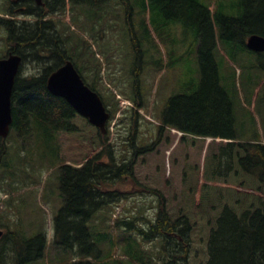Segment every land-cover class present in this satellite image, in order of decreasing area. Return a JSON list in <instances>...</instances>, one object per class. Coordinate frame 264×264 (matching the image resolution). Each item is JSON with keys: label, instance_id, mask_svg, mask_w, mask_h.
<instances>
[{"label": "trees", "instance_id": "16d2710c", "mask_svg": "<svg viewBox=\"0 0 264 264\" xmlns=\"http://www.w3.org/2000/svg\"><path fill=\"white\" fill-rule=\"evenodd\" d=\"M108 1L42 0V5H37L33 0H22L19 4L8 2L0 10L6 53L18 54L22 65L35 64L42 69L41 73H19L15 78L11 96L14 132L27 146L53 142L63 134L76 152L71 154L68 148L70 155L61 156L57 148L62 164L58 178L63 205L54 220L55 245L82 258L97 256L88 222L103 207L129 197V192L114 184L119 180L136 182L137 156L152 153L167 128L181 132L175 142L164 144L163 152L169 164L171 158L181 157L177 206L170 209L160 191L144 188L158 197V208L154 220L138 230L143 243L159 239V251L167 257L163 264H264V144L257 137L238 138L232 102L220 84L214 57L220 42L245 47L249 36L264 37V0H238L237 17L223 15L217 5L211 11L199 0H149L166 19L182 22L193 30L198 41L199 82L191 94L168 99L155 142L148 147L133 146L131 159L121 163L109 144L110 122L107 133L102 134L46 88L48 75L66 59L74 60L76 54L69 53L67 40L55 22L45 17L69 5L96 8ZM120 1L129 9L128 0ZM17 15L31 20H16ZM135 88L133 102L140 108L142 101ZM108 111L114 118L117 111ZM188 137L211 139L200 161L186 160L182 141ZM156 156L158 162L160 151ZM68 158L70 163L66 164ZM115 224L124 228L132 227L133 222L117 220ZM14 237L12 241L17 245L10 264H28L42 257L45 236L30 240ZM138 254L133 255L136 263L147 264L141 247ZM76 264L94 263L82 260Z\"/></svg>", "mask_w": 264, "mask_h": 264}, {"label": "rangeland", "instance_id": "374dc122", "mask_svg": "<svg viewBox=\"0 0 264 264\" xmlns=\"http://www.w3.org/2000/svg\"><path fill=\"white\" fill-rule=\"evenodd\" d=\"M10 1L0 0V10ZM199 1L210 6L211 11L217 5L220 13L229 17L240 14L238 0ZM128 5L129 9L120 0H109L96 8L69 5L47 18L55 22L67 40L69 53L76 54L73 63L84 82L99 94L107 110L117 111L110 121L109 142L120 163L133 156L129 137H134L133 146L137 148L155 142L168 99L176 94H191L197 89L200 76L198 41L193 30L182 22L166 19L149 0H128ZM15 19L31 20L21 15ZM4 34L0 29V58L6 55ZM214 57L220 84L232 102L238 138L264 140V52L220 42ZM38 72L42 69L35 64H23V76ZM135 86L141 109L133 102ZM167 130H163L152 153L137 156L136 182L119 180L114 184L113 187L129 192V197L103 207L88 222L98 251L97 256L88 259L90 262L138 264L133 255H139L140 247L146 253L143 261L147 264L166 261V254L159 251V239L143 243L138 230L154 220L158 208V197L144 188L160 191L170 209L177 206L182 162L179 156L171 158L169 164L164 157V144L177 139L175 133ZM209 142L189 137L182 141L186 160L200 161ZM6 145L8 158L0 167V213L4 208L10 232L27 239L38 235L46 239L42 257L28 264H76L83 260L74 251L56 246L53 240L54 220L63 205L57 148L61 156L70 155L68 148L71 154L76 152L63 134H58L53 142H34L31 146L23 142L22 136L17 141L12 136ZM159 151L162 157L157 162ZM117 220L132 221L133 225L119 228ZM12 239L4 240L7 248L0 253V264L13 260Z\"/></svg>", "mask_w": 264, "mask_h": 264}, {"label": "water", "instance_id": "95a60500", "mask_svg": "<svg viewBox=\"0 0 264 264\" xmlns=\"http://www.w3.org/2000/svg\"><path fill=\"white\" fill-rule=\"evenodd\" d=\"M38 5L41 0H34ZM247 49L254 52H264V37L251 35L246 41ZM21 64V57L16 54H8L0 59V137L5 138L13 124V112L11 96L15 78ZM48 92L64 100L79 115L88 121L101 133H106V121L109 114L100 97L87 87L71 61L52 72L46 82Z\"/></svg>", "mask_w": 264, "mask_h": 264}, {"label": "flooded vegetation", "instance_id": "af4514ba", "mask_svg": "<svg viewBox=\"0 0 264 264\" xmlns=\"http://www.w3.org/2000/svg\"><path fill=\"white\" fill-rule=\"evenodd\" d=\"M5 154H6L5 141H0V167L3 165V159L6 158ZM1 209H2V211H1L2 213H0V233H2V234L0 235V244L3 245L4 250H5L7 248V245L5 244V241H4L7 238V231H6L7 219H6V216L3 212L4 208H1ZM1 252H3V251H1Z\"/></svg>", "mask_w": 264, "mask_h": 264}]
</instances>
